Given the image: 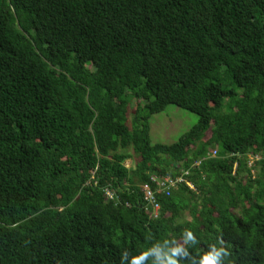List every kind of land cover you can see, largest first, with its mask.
<instances>
[{
	"label": "trees",
	"instance_id": "16d2710c",
	"mask_svg": "<svg viewBox=\"0 0 264 264\" xmlns=\"http://www.w3.org/2000/svg\"><path fill=\"white\" fill-rule=\"evenodd\" d=\"M174 108L197 122L153 143ZM221 239L264 264V0H0V264H200Z\"/></svg>",
	"mask_w": 264,
	"mask_h": 264
},
{
	"label": "rangeland",
	"instance_id": "374dc122",
	"mask_svg": "<svg viewBox=\"0 0 264 264\" xmlns=\"http://www.w3.org/2000/svg\"><path fill=\"white\" fill-rule=\"evenodd\" d=\"M173 112H170L167 117L164 119V114H155L152 119L154 120V123L150 126L149 134H150V139L153 143H161V144H170L175 142L178 137L183 133L189 130L196 122V116L183 111V110H178L177 108L173 109ZM128 110V125L130 126L131 124V116L129 114ZM210 135V132L207 131L205 134V138H208ZM204 140V139H203ZM209 154L211 156H215L214 154V149L213 148H208ZM138 157L133 156L132 158L126 160L124 162V166L133 171L135 170L136 162H137ZM252 161L251 158L249 157V162ZM158 184H162V180H157ZM142 189H145L143 187ZM252 193V191H250ZM105 195L108 198L113 197V192L112 191H106ZM247 206L246 202L242 203V206L245 207ZM155 213V211H154ZM192 213L189 211L185 210L182 212V217L183 219L190 220Z\"/></svg>",
	"mask_w": 264,
	"mask_h": 264
},
{
	"label": "clouds",
	"instance_id": "9594fccd",
	"mask_svg": "<svg viewBox=\"0 0 264 264\" xmlns=\"http://www.w3.org/2000/svg\"><path fill=\"white\" fill-rule=\"evenodd\" d=\"M187 240H194L191 232L187 233ZM219 244V247H217L216 244L209 245L211 251L201 255L200 264H226V260L230 257L231 253L228 251L225 242L222 239L219 241ZM171 252L172 256L187 254L183 247H176L172 249ZM151 255H155L158 264H177V261L173 259L172 256H165L162 258L158 248H152L133 257L131 264H145V261Z\"/></svg>",
	"mask_w": 264,
	"mask_h": 264
},
{
	"label": "built area",
	"instance_id": "2783aa9c",
	"mask_svg": "<svg viewBox=\"0 0 264 264\" xmlns=\"http://www.w3.org/2000/svg\"><path fill=\"white\" fill-rule=\"evenodd\" d=\"M177 182H170V187H173L176 185ZM149 194L146 193V199H148Z\"/></svg>",
	"mask_w": 264,
	"mask_h": 264
}]
</instances>
